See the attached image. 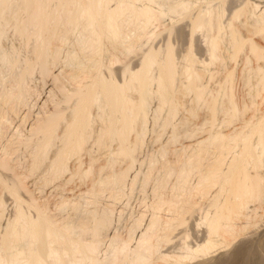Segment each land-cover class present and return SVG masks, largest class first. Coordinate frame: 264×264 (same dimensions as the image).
<instances>
[{
  "label": "bare ground",
  "instance_id": "1",
  "mask_svg": "<svg viewBox=\"0 0 264 264\" xmlns=\"http://www.w3.org/2000/svg\"><path fill=\"white\" fill-rule=\"evenodd\" d=\"M198 1L180 0L168 11L186 16L191 39L195 31H203L208 65L219 60L218 51L228 31L232 57L247 51L246 62L248 58L254 59L255 67L242 64L238 74L244 87L250 83L252 89L246 103L238 104L231 93L235 68L225 70L218 91L210 93L202 81L214 76L204 61L194 57L191 47L182 56V65L169 44L163 52L147 49L137 70L123 64L119 69L121 75L118 73L122 81L115 80V72L110 62H104L102 53L108 45L114 52L129 53L133 51L134 38H152L154 32L149 27L164 15L154 9L155 5L161 8V0H0V81L7 82V74L11 80L7 88L3 83L4 89L0 90V137L2 129L9 125L6 112L2 111L22 106L33 95L29 82L35 73L42 78L51 77L60 93V98L35 120L26 136L15 135L19 147L31 148L27 170L13 163L16 158L11 160L10 154L18 148L12 153L4 150L0 155V192L11 200L8 210L5 197L0 196V264H153L155 260L181 264L199 256H212L217 248L230 246L232 237L243 235L247 226L256 224L255 205L260 204L264 195V105L261 107L255 100L264 92V46L252 37L264 40V7L259 10V5L246 0L232 12L234 18L245 15L246 24L253 27V32L245 36L238 34L231 16L222 20L224 11L222 7H214L213 1L200 0L193 12ZM211 32L213 36H209ZM9 35L16 45L4 43ZM115 53L112 57H116ZM60 61L72 67L66 78L51 72ZM180 90L193 98L195 106L190 109V118L197 116L198 109L206 111L203 128L206 132L199 137L198 132L186 133L188 140L177 156V166L168 167L166 175L170 174V178L173 174L181 185L170 192L158 187L152 210L164 208L168 215L155 213L132 246V239L120 238L114 232L107 239L112 250L107 257L99 251L103 243L99 237L110 228L109 215L104 210L89 212L87 223L80 225V232L92 238L87 242L78 235V225L59 219L47 203L32 194L25 179L46 164L48 182L60 180L59 184H66L68 178H62L70 172L72 159L78 165L74 163L77 167L70 172L68 181L74 176L84 178L94 174L97 159L92 155L87 170L80 168L81 155L90 152L86 147L92 141L109 159L98 166L96 174L113 169L121 160L126 161L127 170L119 173L112 170L106 178L97 176L98 181L92 180L85 192L95 198L98 190H119L127 171L136 162L134 154L142 144L153 100L157 106L152 122L157 123L165 111L163 127H171V140H177L175 119L185 108L180 100L185 93H179ZM246 111H250L248 116ZM220 114L223 117L218 120ZM226 116L229 124L239 122L223 130L228 126L224 125ZM189 120L182 119L180 126L184 127ZM106 147L109 149L105 150ZM149 177L150 173L146 179ZM191 178L195 180L191 182ZM213 188L216 190L211 191ZM197 198L207 201L197 223L205 227L206 237L191 246L182 242L179 254H163L160 248L170 243L173 231L185 228L187 219L198 212ZM182 231L185 240L186 228ZM229 256L228 260L210 264H251L244 241ZM253 262L264 264V259Z\"/></svg>",
  "mask_w": 264,
  "mask_h": 264
},
{
  "label": "rangeland",
  "instance_id": "2",
  "mask_svg": "<svg viewBox=\"0 0 264 264\" xmlns=\"http://www.w3.org/2000/svg\"><path fill=\"white\" fill-rule=\"evenodd\" d=\"M179 1L180 0H161V2H163L161 8L155 5V11L161 10L164 12V15H162L154 25L149 27L148 30L154 32L152 34V38L148 39L149 37L140 36V38L133 39V51L129 53H121L117 51V54V52L115 51V53L111 46L108 47V45L106 47L107 50L102 53L104 55V62L107 64H109L108 62H110L112 70L115 72V80L117 82L122 81L119 69H121L123 64L127 65L132 71L137 70V65L140 62L143 52L151 48L156 51L163 52L165 50L166 44L170 45L171 50L175 55V59L178 58V61L181 62L179 65H182V56L187 54L190 47L192 48L195 58L198 57L207 65L210 63L209 57L206 54L207 46L203 41V31H195L191 39V28L189 20L186 18V16L176 15L168 11L170 7L174 6V4ZM199 1L194 4L193 12L199 6ZM204 1H213L212 5L214 7H222L224 11L222 20L227 21V17L231 16V23L236 28L238 34L248 36L250 31L253 32V27H249L246 24L247 19L245 18V15H241L238 18L232 17V12L237 10L239 6H242L241 3H244V1L246 0H226L224 3H221L218 0ZM248 1L252 4H256L257 6L259 5V10L263 9L264 7V0ZM227 34V39H223V42L218 51L219 60H215L213 63L208 65L209 71L214 76V78L209 81L204 80L202 82L205 83V86L208 88L210 93L214 94L216 93V91H218V86L222 83L223 72L225 70L235 68L231 93L234 97L235 102H237L238 104H242L246 103V101H249L250 98L247 96L252 92V89H250V83H247L244 87L243 83L241 82L243 81L241 79L242 77H239V79L238 76L240 75L238 74L242 69V64H246L250 67H255L256 62L252 57V61L248 58L249 61L246 62L245 57H248L247 51L243 55L240 54L239 56L233 58L230 54L231 45L229 31ZM213 35L214 32H211L209 34V36ZM8 38L9 39L6 40L8 42H4L7 43L6 45H11L13 42V44L16 45L17 42L15 43V41L11 40L10 35ZM252 38L259 45L264 46V40L260 39V37L257 36ZM69 51H71V49ZM111 51L115 53L114 55L116 57H112L113 53ZM60 62L51 68V72L54 73V75L59 74L60 77L62 76L66 78V76L71 73L72 67L68 66L64 61V63ZM235 75L237 80L235 78ZM8 76L9 74L5 76V79L8 80L7 82L0 81V90H3L4 87H8V85H10L9 81L11 80H9L10 76L9 78ZM3 83L6 84L4 87ZM29 84L31 88H33V95H31V97H28L25 103L22 104V106L14 105L11 110L9 108L10 111L7 109L2 111L3 113L6 112L4 115L6 116L9 125L7 126V128H3L4 130L2 129L3 136L0 137V155L2 154V151L4 152V150L5 152L12 153L13 150L18 148L17 150H15L16 152L10 154V157H12V161L16 158L13 163H16L15 165H19L20 163L21 166L17 165V167L19 168L23 165L24 170H27L25 168H28V165L31 161V148H23L24 146L19 147L16 142L17 136L15 135L18 134L20 136H26L30 126L35 123V120H37V118L40 117L43 112L49 111L53 106L52 102H55L60 98V93L58 92L57 87H54V83L51 81V77L45 76V78H42L39 73H35L32 76ZM178 85H180L179 82ZM180 92L185 93L184 90H180L179 93ZM180 100L185 105V108L180 110L175 119V123L177 125L175 134L177 138L176 141L171 140L172 128L163 127L162 118L165 116V111H162L160 119L157 123L152 122L157 102L156 100H153L150 103V106L152 108V111L148 115L150 120L146 125L142 144L134 154L136 162L133 167L127 171L124 181L120 186L121 188H118L119 190L116 189L114 191H111L109 188L98 190L97 193H95V198H93L94 195H91L90 192L86 193L90 188L89 186L91 185L92 180H94V183L98 181V177L106 178L109 177L113 172L119 173L127 170L126 161L121 160L116 165H114L113 169H107L105 171H102L101 174H96L98 171L97 168H99L98 166L102 165L103 163L105 164V162H107L109 159L106 158L107 155H104L106 154V152L103 153L102 151L101 153V151L97 150V148L93 146L94 142L92 141H89L87 143L88 147H86V149L90 151L87 152L88 154L90 153V157L85 152V154L82 153L80 168L81 170L86 171L91 163L90 159L93 156L95 160L97 159L94 162L95 164H93L95 169L93 167L92 171L95 172L92 173L94 174L88 175V177L84 176V178L74 176L73 178H71V181H68V179L70 178V172H72V170L77 167L76 165H78V163H76L74 159H72L70 160L72 163L69 162L70 172H68L67 174L65 173L62 178L65 179L67 177V183L65 182L66 184H64L62 180L61 182L63 183L61 184H59L60 180L59 182L55 181L50 183L46 179V164L43 163L45 165H42L41 168L39 167V171L36 170L35 172H33V174H29L31 176L28 175V177L25 179L26 186L29 187V190L35 197H37L40 201H44L45 203H47L48 209L51 212H54L59 219H63L65 222H74L73 224L78 225V235L84 239H87V242L92 241V238L89 235L84 236L80 232L82 228L80 225L87 223L88 220L86 218H88L87 215L89 212L93 210H104L109 215L110 228L106 233L103 232L99 237V240L103 242L99 247V251L105 252L107 257H110L112 255V250L108 247L109 242L107 239L112 237L115 234L114 232H116V235L120 238L132 239V246V244H135V241H137V239L141 235V231H143V229L147 225L146 223H148L149 219L155 213L163 217L168 215L164 208L155 211L152 210V206L157 201L155 195L159 191L158 187L161 188V186H163V189L161 188L162 190L170 192L173 187L181 185L180 183H178L179 181L176 180V177L173 174H171V177L169 178L170 174L166 175V173L168 172L169 165L176 167L178 164L176 163L177 156L181 154L182 145L185 144L188 140L185 134L188 132H198L197 136L199 137L202 136V132H206L203 131L204 118H207L206 111L202 108L198 109L197 116L195 118H190V109L195 106L192 96L188 93H185L184 96L180 98ZM255 100L256 102L260 103L262 107L264 105V92H261ZM15 107H17L18 109H16ZM12 110L14 111V113L12 112ZM7 111H9L10 113ZM8 113L9 115H6ZM246 113L248 116L250 111H246ZM222 117L223 114L218 115V120H221ZM227 118L228 116L224 118V125L228 126L224 127L223 130L230 129L234 125V123L239 122L238 120H235L231 124H229L227 123ZM182 119L183 121L190 119L187 124L184 123V127L180 126ZM108 149L109 147L105 148V150ZM5 157H8V155H6ZM24 160H26V162ZM154 161L158 162L153 167L152 163ZM74 163L76 165H74ZM151 167H153L152 171H150ZM112 170L113 172H111ZM149 173L150 177L149 179H146ZM194 180L195 178L190 179L191 182H193ZM215 190L216 188L211 189V191ZM0 196L2 198L5 197L4 203H6L8 210H10L11 200L7 197L8 195L4 193L2 194L0 192ZM205 202L207 201L204 198L196 199L198 212L195 213L193 218L187 219V226H185L187 231V238L183 240L182 230H185V228H177L172 233V239L170 243L163 244L161 246L160 249L163 254H179L177 253V250L180 248L182 242H187V244L191 246L196 242H201L202 240H204V238L206 237L205 227L198 226L197 223H199L198 221L200 218V213L206 207ZM257 205H255V209L257 210L256 212H258L256 213V215L258 214L256 224L247 226L243 235L235 236L234 238L232 237V240L230 239L232 241V243L230 242V246L226 248H217L216 252L212 256H199L195 259L184 261L181 264H210L213 262H218L217 260H228V258H230L229 255L233 253L235 247L243 243V241L247 244V250L250 255L251 264H255V262H253L254 259H264V195L261 199L260 204L258 205L259 207H257ZM99 256H101V254H99ZM155 261L153 262V264H165L161 263L160 261ZM169 264L175 263L170 262Z\"/></svg>",
  "mask_w": 264,
  "mask_h": 264
}]
</instances>
